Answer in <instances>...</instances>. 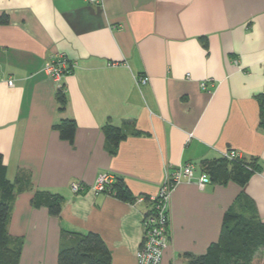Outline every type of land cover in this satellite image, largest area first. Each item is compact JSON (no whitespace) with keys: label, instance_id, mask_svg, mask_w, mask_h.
Segmentation results:
<instances>
[{"label":"crops","instance_id":"1","mask_svg":"<svg viewBox=\"0 0 264 264\" xmlns=\"http://www.w3.org/2000/svg\"><path fill=\"white\" fill-rule=\"evenodd\" d=\"M57 54L72 65L59 83L43 71ZM262 92L264 0H0V154L8 179L25 180L6 223L18 264H56L67 232L96 233L110 264H137L142 220L167 170L192 164L196 179L203 160L228 150L258 169L243 185L181 181L160 264L204 253L228 209L264 222ZM66 118L76 123L71 141L53 128ZM106 124L126 133L114 153ZM105 172L134 199L93 192ZM36 191L63 198L57 216L31 205Z\"/></svg>","mask_w":264,"mask_h":264},{"label":"trees","instance_id":"2","mask_svg":"<svg viewBox=\"0 0 264 264\" xmlns=\"http://www.w3.org/2000/svg\"><path fill=\"white\" fill-rule=\"evenodd\" d=\"M1 21H6V16H2ZM56 100L63 109L66 97L62 87L56 92ZM256 100L259 107V125L264 129V92L257 94ZM53 128L58 130L62 139L71 141L76 123L73 119L66 118L54 124ZM103 132L109 151L114 153L117 144L126 137V133L120 127L111 124L104 125ZM199 168L208 175L210 181H234L243 185L258 166L252 160L241 157L227 159L221 156L213 160H203ZM23 181L24 178L18 177L14 181L8 179L6 165L0 154V264H18L21 244L12 243V238L6 230V223L16 185ZM111 191V194L120 200L134 199L120 178L112 185ZM62 200L63 198L56 193L36 191L31 199V205L44 206L50 215L57 216ZM66 234L57 253L56 264H110L109 251L96 233ZM187 257V264H264V222L254 214L243 216L228 209L223 214L218 238L208 245L204 253L187 254Z\"/></svg>","mask_w":264,"mask_h":264},{"label":"built area","instance_id":"3","mask_svg":"<svg viewBox=\"0 0 264 264\" xmlns=\"http://www.w3.org/2000/svg\"><path fill=\"white\" fill-rule=\"evenodd\" d=\"M90 3L99 4L101 0H85ZM72 65L66 60L62 54L53 56L43 66V71L56 83L68 72ZM211 80H203L200 83L201 89L207 88V83ZM146 82L145 78H139L137 84ZM12 85V81L8 82ZM61 85H59V88ZM222 157L234 159L239 157L236 151L228 150L222 154ZM195 166L192 164L179 165L167 170L165 180L160 185L157 193L150 197L152 202L151 210L143 217V240L139 250L136 253L137 264H160L163 250L169 242L170 233V216L169 202L174 188L183 180L191 182L195 180L199 188H203L208 183L209 177L206 173L199 169L198 177L195 179ZM117 177L111 173H101L97 176L95 182L91 186V190L95 193L111 194L112 185L116 182ZM73 193H77L82 189L79 182L70 184Z\"/></svg>","mask_w":264,"mask_h":264}]
</instances>
